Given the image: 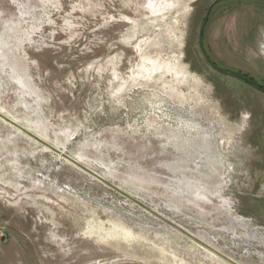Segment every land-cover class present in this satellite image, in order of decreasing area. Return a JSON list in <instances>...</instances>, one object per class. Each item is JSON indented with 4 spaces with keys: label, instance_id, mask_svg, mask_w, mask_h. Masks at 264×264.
Segmentation results:
<instances>
[{
    "label": "rangeland",
    "instance_id": "374dc122",
    "mask_svg": "<svg viewBox=\"0 0 264 264\" xmlns=\"http://www.w3.org/2000/svg\"><path fill=\"white\" fill-rule=\"evenodd\" d=\"M263 15L0 0V264H264Z\"/></svg>",
    "mask_w": 264,
    "mask_h": 264
},
{
    "label": "water",
    "instance_id": "95a60500",
    "mask_svg": "<svg viewBox=\"0 0 264 264\" xmlns=\"http://www.w3.org/2000/svg\"><path fill=\"white\" fill-rule=\"evenodd\" d=\"M0 117H1L2 119H4V120L8 121V122L11 123V124H14V125L16 124L12 119L8 118L7 116L3 115L2 113H0ZM68 160L71 161V162H72L73 164H75L76 166H78V167H80L81 169H83L84 171L88 172L89 174H91L92 176H94L95 178H97L98 180H100V181H102V182L108 184L109 186H111L112 188H115L116 190L121 191L118 187H116L115 185H113V184H111L110 182H108L105 178H103L102 176H100V175L97 174L96 172H94V171L90 170L89 168H87V167L81 165L80 163H78L77 161H75V160H73V159H71V158H68ZM121 192H122V191H121ZM203 244H204V243H203ZM205 246H207V245H205ZM220 255H221V254H220ZM221 256H223V255H221ZM226 259H227L230 263H232V264H238V263H236V262H234V261H232V260H230V259H228V258H226Z\"/></svg>",
    "mask_w": 264,
    "mask_h": 264
},
{
    "label": "flooded vegetation",
    "instance_id": "af4514ba",
    "mask_svg": "<svg viewBox=\"0 0 264 264\" xmlns=\"http://www.w3.org/2000/svg\"><path fill=\"white\" fill-rule=\"evenodd\" d=\"M215 2H217V1H215ZM215 2H213V3H211V4H209V5L207 6V8L209 7V9H208L209 12L211 11V8H212L213 5L215 4ZM207 8H206V9H207ZM206 17H207V16H205V19H206ZM207 60H208V62H209V65H210L211 67H213L214 69H216V70H220L222 73H225V74H227V75H230V76H233V77L239 78L240 80H242V81L246 82L247 84L253 86V87H254L255 89H257L259 92H261V93L264 94V88H263V87H260V86H257V84H255V82H254L251 78H248V77H245V76H242V75L240 76V75H238V74L228 73V72H226L225 70H221L220 68H218V67L216 66L215 62L212 61L208 56H207Z\"/></svg>",
    "mask_w": 264,
    "mask_h": 264
},
{
    "label": "bare ground",
    "instance_id": "6f19581e",
    "mask_svg": "<svg viewBox=\"0 0 264 264\" xmlns=\"http://www.w3.org/2000/svg\"><path fill=\"white\" fill-rule=\"evenodd\" d=\"M262 49H264V45H263V48ZM204 136V135H203ZM206 146V145H205ZM216 149V148H215ZM210 156V155H209ZM225 206H226V209L227 210H230V206L229 205H227V204H225ZM181 212L180 213H183V215L187 218V219H189V220H194L193 218V215L192 214H190V213H186V211L185 210H180ZM232 220L233 221H235L234 223H241V224H243V226H245V228H247V230H248V233H250L252 230H253V227L249 224V221L248 220H243L241 217H237V216H234V217H232ZM215 252H217L216 250H215ZM218 254H221V253H219V252H217ZM224 256V255H223ZM225 258H228V257H226V256H224ZM228 259H230V260H232V258H228ZM228 261V260H227ZM232 261H234V260H232ZM234 262H236V261H234ZM230 263V262H229ZM237 263V262H236ZM232 264V263H231Z\"/></svg>",
    "mask_w": 264,
    "mask_h": 264
},
{
    "label": "crops",
    "instance_id": "0c3cea01",
    "mask_svg": "<svg viewBox=\"0 0 264 264\" xmlns=\"http://www.w3.org/2000/svg\"><path fill=\"white\" fill-rule=\"evenodd\" d=\"M264 15L259 18L257 22V44L259 48H263L264 45Z\"/></svg>",
    "mask_w": 264,
    "mask_h": 264
}]
</instances>
